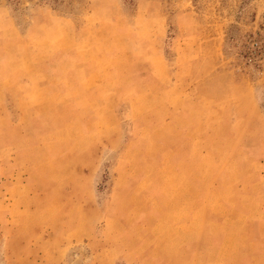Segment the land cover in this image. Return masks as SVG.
<instances>
[{"label": "rangeland", "instance_id": "1", "mask_svg": "<svg viewBox=\"0 0 264 264\" xmlns=\"http://www.w3.org/2000/svg\"><path fill=\"white\" fill-rule=\"evenodd\" d=\"M74 40L100 54L124 50L136 75L153 76L156 66L170 79L146 102L118 103L112 113L126 133L116 150L104 149L105 133L95 150V140L76 133L103 127L109 112L76 122L72 102L35 107L7 86L34 53ZM53 50L36 69L58 86L75 60ZM139 87L149 88L132 93ZM0 90V264H97L116 243L137 254L130 222L141 217L126 200L112 215L123 145L140 122H164L172 105L211 127L217 143L229 142L236 126L264 135V0H0ZM156 107L158 118L136 117ZM128 258L102 264H132Z\"/></svg>", "mask_w": 264, "mask_h": 264}, {"label": "crops", "instance_id": "2", "mask_svg": "<svg viewBox=\"0 0 264 264\" xmlns=\"http://www.w3.org/2000/svg\"><path fill=\"white\" fill-rule=\"evenodd\" d=\"M72 44L34 53L30 68L12 70L7 86L35 107L57 97L58 102H72L76 122L88 117L98 121L109 112L103 127L98 121L90 132L76 133L95 140L94 150L105 133L104 149L116 150L126 132L122 119L112 111L127 99L134 105L146 102L152 88L170 85L168 74L154 66L153 76L141 77L133 73L136 64L130 63L124 50L100 54L83 50L76 40ZM57 49L69 50L75 61L62 72L64 84L53 86L36 66ZM133 86L149 88L132 93ZM172 106L174 111L164 122H140L138 133L133 132L121 149L123 158L111 182L114 219L123 207L118 202L125 200L141 217L138 223L130 222V230L139 231L138 252L112 244V257L97 264L119 256L129 257L132 264H264V135L236 126L229 142L217 143L211 127L194 124L182 106ZM159 108L134 115L142 121L152 115L158 118ZM60 133L59 129L51 134Z\"/></svg>", "mask_w": 264, "mask_h": 264}, {"label": "trees", "instance_id": "3", "mask_svg": "<svg viewBox=\"0 0 264 264\" xmlns=\"http://www.w3.org/2000/svg\"><path fill=\"white\" fill-rule=\"evenodd\" d=\"M230 40H235L234 36H232V37L230 36Z\"/></svg>", "mask_w": 264, "mask_h": 264}]
</instances>
